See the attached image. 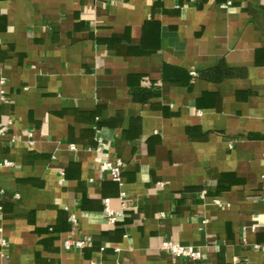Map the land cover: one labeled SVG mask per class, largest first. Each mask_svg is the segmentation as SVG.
I'll list each match as a JSON object with an SVG mask.
<instances>
[{"label":"crops","instance_id":"1","mask_svg":"<svg viewBox=\"0 0 264 264\" xmlns=\"http://www.w3.org/2000/svg\"><path fill=\"white\" fill-rule=\"evenodd\" d=\"M7 122L0 264H264V0H0Z\"/></svg>","mask_w":264,"mask_h":264},{"label":"built area","instance_id":"2","mask_svg":"<svg viewBox=\"0 0 264 264\" xmlns=\"http://www.w3.org/2000/svg\"><path fill=\"white\" fill-rule=\"evenodd\" d=\"M11 122L7 123H0V135L5 134L9 127ZM101 142V141H100ZM102 142L100 146L98 147V150L102 149ZM72 149H75V144H71L70 146ZM12 162L9 160H5L3 162H0V166L2 165H11ZM125 165V162L122 159H116V160H110V159H98V168L102 171H106L110 174L111 178L115 181H120L122 176V170ZM4 192L0 190V211L2 210V197ZM124 195L123 193L121 194ZM19 195L16 194V197ZM264 201V197H263ZM104 212L107 214L108 219L110 222L115 223L119 216L123 214V210H112L109 206V198L104 199ZM71 220L76 222V218L74 215H71ZM0 228V233H1ZM91 238L87 237L85 239H66L64 240V248L70 249L71 247H83L85 244L90 241ZM7 239L0 235V245L6 246L7 245ZM160 249L167 252L171 255L173 260H176L178 258H187L192 261H199L202 259V250L195 245L191 244H183L179 241H176L172 238L164 239L160 244Z\"/></svg>","mask_w":264,"mask_h":264},{"label":"trees","instance_id":"3","mask_svg":"<svg viewBox=\"0 0 264 264\" xmlns=\"http://www.w3.org/2000/svg\"><path fill=\"white\" fill-rule=\"evenodd\" d=\"M213 75L216 73L219 77H222L223 75H231L234 74V71L232 68L227 67L224 64H219L213 71Z\"/></svg>","mask_w":264,"mask_h":264}]
</instances>
